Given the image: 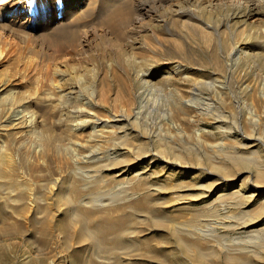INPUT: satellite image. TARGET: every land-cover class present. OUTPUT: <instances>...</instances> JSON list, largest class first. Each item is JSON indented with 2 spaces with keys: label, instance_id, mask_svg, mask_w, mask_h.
I'll use <instances>...</instances> for the list:
<instances>
[{
  "label": "rangeland",
  "instance_id": "obj_1",
  "mask_svg": "<svg viewBox=\"0 0 264 264\" xmlns=\"http://www.w3.org/2000/svg\"><path fill=\"white\" fill-rule=\"evenodd\" d=\"M105 1L27 0L30 9L7 17L8 26L0 21V186L14 177L35 187L38 171L31 166H44L47 158L32 130L49 124L44 133L62 136L61 151L71 163L102 166L109 152L117 157L98 172L116 190L144 178L164 201L157 215L212 208L213 234L228 236L227 244L263 231L264 0ZM117 2L127 18L112 28L101 10ZM143 4L148 9L140 12ZM180 5L194 7L199 24L176 15ZM43 11L47 17L39 21ZM24 19L29 22L20 24ZM157 139L174 149L158 150ZM58 167L51 201L69 170ZM65 208L57 203L50 237L22 214L0 217V226L15 230L0 238V264H81L88 240L78 241V221L67 233L60 222ZM144 225L123 228L129 264H159L136 254L144 237L156 234ZM135 230H143L142 239ZM151 243L170 264H211L192 250L175 251L163 233ZM215 244V264H227Z\"/></svg>",
  "mask_w": 264,
  "mask_h": 264
},
{
  "label": "bare ground",
  "instance_id": "obj_2",
  "mask_svg": "<svg viewBox=\"0 0 264 264\" xmlns=\"http://www.w3.org/2000/svg\"><path fill=\"white\" fill-rule=\"evenodd\" d=\"M26 1L0 0L1 23L7 17L16 16L17 12H22L23 9L27 8L28 2L26 3ZM96 1L100 3V0ZM103 1L105 0H102V3ZM105 2L109 3L107 0ZM192 5L193 3H190V6ZM193 6L196 8L195 5ZM194 7L180 5L174 8V12L178 16H187V23L195 27L199 24V21L194 15ZM103 8H106V10H101V12H104L102 21L112 28H116L123 18H127L125 6L120 5L119 2L110 7L107 4ZM147 9L148 7L145 4L138 7L140 12H144ZM39 17L38 20L41 21V18L47 17V13L45 11L40 12ZM78 17L80 18L81 15H78ZM139 17L136 20L139 21L142 18ZM28 18L30 19V17ZM27 21L25 19L21 20L20 24ZM2 25L8 26V23L4 21ZM161 41V39L158 40V42ZM146 70L145 73H147ZM51 128V125L46 124L43 128L32 130V132L34 131L38 134L42 141L41 155L47 158L44 166L37 162L31 166L33 167V172L38 171V176L34 179L35 187L28 181H19L14 177L9 178V182L0 186V217L4 218L2 219L3 221L14 214H22L27 219H30L31 222L39 224L38 226L36 225L37 228L35 229H39L43 235L50 237L52 232H54L56 222L54 220V209L57 203L65 205V218L60 221L63 223V227L68 234H71L69 223L80 222L78 241L88 240V244L82 243L81 249L83 251L86 250V252L84 257H82L81 264H129L125 262V255L130 254L132 249L128 247L130 242H124L123 228H129L132 231L134 228H131V226H134L137 221L145 224L143 230L154 228L156 234L161 235L163 233L165 236L172 238L176 245L175 251L178 249L183 250V248L192 250L209 260L211 264L216 263L217 249L213 248L216 245L215 243L222 249L221 252L223 253L221 254L225 257L224 260L227 264H264V230L258 233L249 232L245 237L236 236L232 238V242L227 244L225 241L228 240V236L213 234L216 229L211 225L212 217L210 215L213 213L216 215L217 211L212 208L209 211L197 208H187V210L179 208L159 216L156 214V210L159 209L164 201H161L147 187V182L144 181V178L138 179L140 181L135 183H129L123 189H121V185L120 190H116L115 187H111V179L101 176L98 172L102 171L103 167H105L104 165H116L118 162L117 157H112L108 151L109 154L106 155L108 163L102 164V166H100L101 164H87L82 160L71 163L61 151V147H63L62 136L54 133H44V131H51ZM120 129H123V126H120ZM36 138L38 139V137ZM157 142L159 144L156 145L158 150L165 149V147L172 150L175 146L166 145L163 140H158ZM41 143L39 142V144ZM124 144L129 145L130 143L125 141ZM237 157L240 161L250 159L246 156L237 155ZM3 161L2 155L0 157V178L5 172L2 166ZM56 164L59 166L58 169L67 166L66 168L69 170L61 183V188L57 193V200L51 201L53 196L50 193L53 192V188L50 184L55 181L53 175L57 172ZM258 173L259 175H264V169L260 168ZM28 201L30 203L34 202L30 215L25 214L28 209ZM3 204L6 207L11 206L13 210L6 211ZM186 212L190 213V216H187ZM140 213L146 214L147 218H142ZM205 214L208 217H204ZM67 216H69L70 220L67 219ZM140 218H142V221H139ZM143 230H135L140 239L143 238ZM14 231L13 227L11 229L7 226H0V238L6 234H14ZM156 234L144 237L147 242H143L136 247L138 251L136 254L158 261L159 264H170L171 261L168 256L160 251L162 247L151 243V239H155ZM173 264H179V262L177 261Z\"/></svg>",
  "mask_w": 264,
  "mask_h": 264
}]
</instances>
